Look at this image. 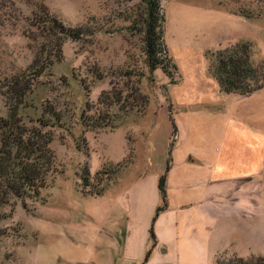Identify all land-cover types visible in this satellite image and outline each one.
Instances as JSON below:
<instances>
[{"label":"rangeland","instance_id":"rangeland-1","mask_svg":"<svg viewBox=\"0 0 264 264\" xmlns=\"http://www.w3.org/2000/svg\"><path fill=\"white\" fill-rule=\"evenodd\" d=\"M139 4L140 0H0V119L10 114L5 85L18 79L34 59L38 43L24 34H38L28 26L32 12L39 15L42 5L66 28L95 24L103 29L81 41H65L61 60L33 83L16 111L15 125L0 129V139H27L30 132L51 139L48 149L54 159L46 187L36 199L0 210V264H62L65 259L87 258L93 247L116 241L119 218L131 213L142 177L147 175L146 187L155 192L152 176L164 175L167 167L166 208L150 227L155 245L167 246L169 254L165 259L160 252L147 264H177L176 254L181 264H235L264 256V162L257 174L237 182V193L231 197L220 187L218 197L209 195L202 203L193 196L187 199L192 206L200 203V210L214 214L213 219L241 212L231 209L235 201L248 210L242 213L244 220L221 219L216 224L187 213L193 226L181 238L174 229L176 213L169 210L171 196L183 195L177 189L181 182L207 183V169L197 164L170 170L173 151L185 159L186 151L194 156L197 147L209 159L216 155L220 123L215 116L220 110L264 135V88L247 97L225 95L209 72L212 54L248 43L251 62L264 73V19L240 15L256 8L253 0H162V42L175 68L168 78L160 70L147 73L141 36L130 24ZM135 89L148 100L142 114L132 112L116 128L83 126L85 119L103 111L98 104L103 93L120 94L130 103ZM52 113L58 121L51 119ZM38 120L49 126L42 128ZM196 122L194 139L187 131ZM195 188L198 184L184 193L186 198ZM97 191L102 195H89ZM186 221L184 217L179 225Z\"/></svg>","mask_w":264,"mask_h":264},{"label":"trees","instance_id":"trees-1","mask_svg":"<svg viewBox=\"0 0 264 264\" xmlns=\"http://www.w3.org/2000/svg\"><path fill=\"white\" fill-rule=\"evenodd\" d=\"M162 0H140V8L133 21L130 23L135 34L141 36L142 54L148 74L160 70L166 77L171 78L175 71L167 57L165 46L162 42ZM255 9H248V13L240 15L247 20L264 19V0H253ZM39 15L31 13L29 28H36L38 34L24 33L26 39L38 43L34 59L23 74L15 77L4 89L10 94V114L0 119V129L14 126L16 111L23 104L24 98L30 93L33 83L48 74L51 67L61 60L62 46L65 41H81L86 36L103 31L99 25H85L78 28H66L54 18L45 6L39 7ZM213 65L209 72L215 80L219 92L225 95L251 96L264 88V73L257 70L251 62V49L248 43H238L232 48L211 55ZM142 77V75H140ZM98 80L102 78L98 77ZM21 81H26L25 83ZM21 83V85L19 84ZM131 102L121 98L120 94L103 93L98 99V104L103 108L94 119H85L84 127L88 130L116 128L118 122L128 117L132 112L142 114L147 107L146 97L133 90ZM45 111V110H44ZM112 111V113H111ZM49 112H45L48 114ZM55 122L58 116L51 114ZM42 128H47L48 122L38 120ZM176 133L174 127L172 135ZM27 139L21 137H2L0 139V210L10 203L36 199L41 190L46 187L47 177L50 175L54 164L53 156L48 149L51 139L40 138L30 132ZM165 174L158 178V191L162 207L155 211L152 223L158 213L166 208L165 204ZM89 187V185H87ZM102 191L89 194L99 197ZM151 248L155 244L150 227ZM146 255V259L149 256ZM217 264V262H216ZM230 264H233L232 262ZM235 264H264V256L251 257L245 261L238 260Z\"/></svg>","mask_w":264,"mask_h":264},{"label":"crops","instance_id":"crops-1","mask_svg":"<svg viewBox=\"0 0 264 264\" xmlns=\"http://www.w3.org/2000/svg\"><path fill=\"white\" fill-rule=\"evenodd\" d=\"M249 116V114H248ZM247 116V117H248ZM218 117V118H217ZM215 119L220 123L217 140L219 144L218 153L213 155L211 159L197 147L199 152L193 156L191 152L186 151L187 159L181 158L176 149L174 157L170 161V170L174 168L184 167L185 165L193 167L199 165L207 169V183L202 179H194L192 184L190 182H181L177 189H181V197L171 196V204L169 210L176 213L177 223L175 224V231L177 236L184 238L190 231V223L187 213L192 216L203 215L207 220L219 224L221 219L236 220L243 219L242 213H248L247 209L243 211L242 207H238L237 202L233 201L230 205L231 209L241 212H235L236 215L231 214L228 217H220L213 219L214 214H208L204 210H200V203L204 202L209 195L211 197L219 196L221 194L220 187H225L222 191L223 195H231L237 193V182H243L249 179L252 175L257 174L264 162V135L258 130H254L249 122L246 123L244 119L237 118V116L230 117L223 115V110L219 112ZM196 121V120H195ZM198 126H197V125ZM195 127L187 131L194 139L197 137L196 133L199 130V124L196 122ZM174 141L179 140V135L174 134ZM176 144V142H175ZM174 144V145H175ZM179 148V147H178ZM180 149V148H179ZM203 150V149H202ZM207 156V157H205ZM160 173L152 176L153 189L147 188V175L142 177V189L137 197L134 195L131 213L122 215L119 218L121 222L116 234V241L105 243L98 248L93 247L92 254L85 259L80 260H64L62 264H147L151 263L160 252L167 259L169 254L167 246L157 247L156 240L154 246L151 248L152 241L150 239V223L156 207L160 201L158 191V178ZM172 181L174 178L172 177ZM193 184H198V188L194 189V195L187 196L186 192H190ZM205 188H202V186ZM222 185V186H221ZM228 185V186H227ZM201 187V188H200ZM152 191V193H151ZM201 200L199 204L192 206L187 199ZM214 199V198H212ZM196 201V200H195ZM195 203V202H194ZM234 208H233V207ZM210 207V206H209ZM210 209V208H209ZM212 216V217H210ZM184 217L187 221L183 225H179V220L183 222ZM202 221V219L200 220ZM201 226H194L197 230ZM192 229V228H191ZM196 240L199 239L196 237ZM164 248V252L162 251ZM149 256L146 259L147 253ZM171 252V251H170ZM217 254L215 255V258ZM214 258V261H215ZM179 255L176 254V263L181 264ZM216 264V262H213Z\"/></svg>","mask_w":264,"mask_h":264}]
</instances>
